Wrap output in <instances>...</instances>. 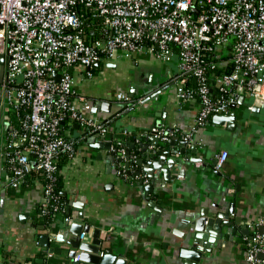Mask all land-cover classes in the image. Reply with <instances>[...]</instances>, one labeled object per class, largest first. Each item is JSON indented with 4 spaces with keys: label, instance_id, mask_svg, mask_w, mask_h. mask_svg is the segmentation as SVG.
<instances>
[{
    "label": "built area",
    "instance_id": "2783aa9c",
    "mask_svg": "<svg viewBox=\"0 0 264 264\" xmlns=\"http://www.w3.org/2000/svg\"><path fill=\"white\" fill-rule=\"evenodd\" d=\"M0 54V111L18 120L13 126L10 119L0 145V186H38L39 215L53 214L62 206L58 161L76 153L72 126L101 137L108 132L106 122L92 116L90 100L76 91L72 68L91 77L99 61L129 54L175 61L178 102L197 104L191 128L181 133L192 141L240 95L248 97L249 109L264 106V0H0ZM116 98L128 106L140 101L121 92ZM151 130L162 141L176 132L169 126ZM227 157L221 151L215 168ZM31 172L43 179L27 178ZM244 258L264 264V233L246 240Z\"/></svg>",
    "mask_w": 264,
    "mask_h": 264
},
{
    "label": "crops",
    "instance_id": "0c3cea01",
    "mask_svg": "<svg viewBox=\"0 0 264 264\" xmlns=\"http://www.w3.org/2000/svg\"><path fill=\"white\" fill-rule=\"evenodd\" d=\"M85 71L78 66L72 68L75 89L90 100L92 116L106 122L108 132L101 137L74 124L68 133L78 141L75 155L60 164L59 193L65 197L70 222L65 223L62 216L52 226L38 222V186L14 190L1 185L0 264H35L44 258L52 264H74L66 243L54 239L44 246L40 242V236L57 233L73 222L90 225L84 241H90L93 230L99 229L103 247H110L123 264H184L179 255L183 245L179 234L189 232L188 221L201 209L213 212L216 205L225 213L231 209L229 217L239 219L236 232L231 241L203 253L197 264H247L246 240L264 233V106L249 109L248 97L240 95L244 99L239 102V96L229 110L235 116L233 128L211 118L177 154L183 161L171 168V179L164 183L154 180L148 191L144 184L149 179L144 171L137 174L141 167L124 165L126 151L129 160H135V152L141 154L139 143L148 141L149 127L157 119L161 126L176 129L173 136L181 140V133L191 128L197 112L196 102L179 103L176 98L175 61L129 54L99 61L91 77L85 76ZM165 85L169 86L156 97L161 101L150 109L154 99H146ZM119 92L140 101L128 106L116 98ZM122 106L125 113L111 118ZM155 110L158 115H153ZM8 113L0 111V145L5 142L11 119ZM131 141L134 144L129 147ZM106 142L111 143L110 148L99 145ZM178 146L176 141L174 147L166 148ZM221 151L228 157L216 169ZM163 166H167L166 161ZM162 176L156 171L154 178ZM242 225L247 233L242 232ZM47 253H51L49 258Z\"/></svg>",
    "mask_w": 264,
    "mask_h": 264
},
{
    "label": "water",
    "instance_id": "95a60500",
    "mask_svg": "<svg viewBox=\"0 0 264 264\" xmlns=\"http://www.w3.org/2000/svg\"><path fill=\"white\" fill-rule=\"evenodd\" d=\"M4 55L0 54V80L3 75ZM54 76L59 79V75L54 72ZM169 85H165L161 90L153 92L146 101L151 98L154 99L150 109H153L159 104L161 100L156 98L158 94L166 89ZM244 99L243 96L239 97V102ZM144 103V101H143ZM235 103L231 105V108L235 107ZM257 109V108H255ZM126 107L122 106L114 115L118 113H125ZM158 112L153 111V115H158ZM214 122L218 124H227L229 128H233V122L235 116L233 113L215 114L212 116ZM162 122L160 120H155V122L149 127H161ZM148 130L149 137L148 141H142L139 143L141 154H135V163L140 168L137 174L143 173L146 175V179H149V183L144 184L146 190H152V182L154 180L164 183L170 180L171 168L175 166L176 163L182 162V158L178 159L177 154L183 152L184 146L188 143L183 139H179L178 136H172L166 141H162L156 133L152 130ZM178 142L179 146L177 149H168L167 145L174 147L175 142ZM134 144V141L130 142V146ZM101 147L110 148L111 143H100ZM193 149H196V145H192ZM127 160L126 165L129 164V151H126ZM122 160V159H121ZM145 160V161H144ZM166 161L167 166L164 167L163 163ZM159 171L162 173V179H155V172ZM142 184V182L140 183ZM216 205V209L210 212L208 208H203L200 210L199 214L195 218H191L188 221L189 232L179 234V237L183 240V245L179 249V255L184 259V264H197V262L202 258L203 253H211L214 247H220L223 241H231L235 232V224L239 222L238 218L231 219L229 214L233 213L229 209L226 213L222 212ZM44 228V226H41ZM242 232L247 233L245 225H242ZM90 231V225L80 224L73 222L69 227L59 229L56 233V241L63 242L68 245L69 257L73 258L78 254V260L74 264H79L80 262L87 264H123L124 260L117 257L112 253L110 247H103V238L100 237V230L95 229L91 234L90 241L80 240L79 236L84 233L87 234ZM69 234H71L70 237ZM40 242L44 246L49 245V233H45L40 236ZM52 250V249H51ZM78 251V252H77ZM101 252V253H100Z\"/></svg>",
    "mask_w": 264,
    "mask_h": 264
},
{
    "label": "trees",
    "instance_id": "16d2710c",
    "mask_svg": "<svg viewBox=\"0 0 264 264\" xmlns=\"http://www.w3.org/2000/svg\"><path fill=\"white\" fill-rule=\"evenodd\" d=\"M86 33H87V35H89L90 34V29L87 30ZM89 38H90V35H89ZM93 69H94V66L91 69V71H93ZM8 114H9L11 120H12L11 124L13 126H17V124H18L17 116L14 114V112H9ZM211 118L212 117H210L208 119V122L211 121ZM135 154H137V153L135 152ZM63 159H66V157L63 156L58 161V164H57L58 170L60 169V164L63 161ZM114 159H115L116 162L119 161L117 154H115ZM124 165L126 166V164H124ZM129 165H132V168L134 167V169H135L136 163H135V160L133 158L129 160ZM127 167H125V171L124 172L127 171ZM124 172L122 174H124ZM35 177H38L39 179H43V175H42L41 172H38V173L37 172L36 173L35 172H31L27 176V178H29V179L35 178ZM59 189H60V175L58 176V181H57V190H58V192H59ZM59 196H60V199H61V202H62V206H61V208L59 209V211L57 213L44 214V215L40 216L39 215V209H37L38 217L40 218V219H38L39 220L38 222L41 223L42 225L48 226V225H51L60 216H62V217L63 216H69V214L65 210L66 209L65 197L61 193H59ZM35 264H52V263L44 258L41 263H35Z\"/></svg>",
    "mask_w": 264,
    "mask_h": 264
},
{
    "label": "rangeland",
    "instance_id": "374dc122",
    "mask_svg": "<svg viewBox=\"0 0 264 264\" xmlns=\"http://www.w3.org/2000/svg\"><path fill=\"white\" fill-rule=\"evenodd\" d=\"M121 58V57H120Z\"/></svg>",
    "mask_w": 264,
    "mask_h": 264
}]
</instances>
